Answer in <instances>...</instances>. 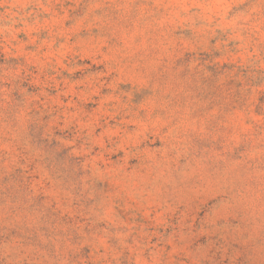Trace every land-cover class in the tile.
<instances>
[{"label":"rangeland","instance_id":"obj_1","mask_svg":"<svg viewBox=\"0 0 264 264\" xmlns=\"http://www.w3.org/2000/svg\"><path fill=\"white\" fill-rule=\"evenodd\" d=\"M0 264H264V0H0Z\"/></svg>","mask_w":264,"mask_h":264}]
</instances>
